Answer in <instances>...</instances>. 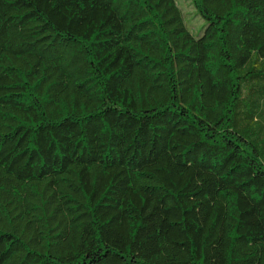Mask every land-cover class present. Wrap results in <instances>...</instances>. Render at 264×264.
Masks as SVG:
<instances>
[{"label": "trees", "instance_id": "obj_1", "mask_svg": "<svg viewBox=\"0 0 264 264\" xmlns=\"http://www.w3.org/2000/svg\"><path fill=\"white\" fill-rule=\"evenodd\" d=\"M0 0V264H264V0Z\"/></svg>", "mask_w": 264, "mask_h": 264}, {"label": "rangeland", "instance_id": "obj_2", "mask_svg": "<svg viewBox=\"0 0 264 264\" xmlns=\"http://www.w3.org/2000/svg\"><path fill=\"white\" fill-rule=\"evenodd\" d=\"M176 3L183 14L186 26L192 32L196 31L201 23V19L195 14L189 0H176Z\"/></svg>", "mask_w": 264, "mask_h": 264}]
</instances>
